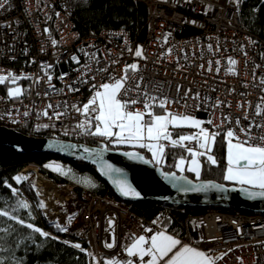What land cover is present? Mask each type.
Returning <instances> with one entry per match:
<instances>
[{
    "label": "built area",
    "instance_id": "1",
    "mask_svg": "<svg viewBox=\"0 0 264 264\" xmlns=\"http://www.w3.org/2000/svg\"><path fill=\"white\" fill-rule=\"evenodd\" d=\"M137 1L144 3L149 13L142 41L126 30L80 34L75 26L74 11L64 0H9V4L0 9V75L12 73L28 78H21L14 84L10 81L0 84V123L15 130L14 127L28 125L32 128L29 132L32 130L34 134L51 133L55 136L51 138L55 139L67 135L69 141L83 143L86 133L77 125L86 117L72 106L81 107L88 102L94 94L93 84L111 82L110 74L118 78L125 65L137 63L139 72L136 75H142L145 84L160 82L164 85V95L179 100L169 106L170 111L194 116L209 132L225 136L231 129L241 140L245 139L239 129L247 128L250 120L264 119L254 114L255 105L264 97V85L260 83L264 78V33H253L241 24L240 8L245 0L238 6L234 0ZM166 33L170 36L162 46ZM52 39L57 40L58 45L53 46ZM137 46L142 47L146 59L134 56ZM169 47L173 48L172 54L161 58ZM81 48L89 54L96 53V58L89 59L78 51ZM73 55L78 57L79 64L71 60ZM229 58L237 62L235 75L227 71ZM209 60L213 61L212 71L207 70ZM216 60L220 61L219 65ZM42 65H51L47 72L52 76L51 85L55 90L49 86ZM105 67L107 72L97 71ZM62 74L67 75L61 79ZM69 85L78 91H69ZM16 86L23 87L22 95L9 97L8 89ZM177 86H180L179 94ZM189 89L191 92L185 101L183 94ZM197 92L199 99L192 98ZM221 101L223 103H219ZM49 104L53 107L48 108ZM135 107L143 110L142 105ZM45 110L47 116L43 115ZM56 112L63 114L57 118ZM154 112L163 111L155 108ZM246 115L248 120L244 119ZM237 119L239 126L235 123ZM145 120L150 122V117L145 116ZM208 120L213 123L208 124ZM252 134L259 136L262 130L254 128ZM185 145L198 149L196 141ZM166 147L172 146L166 143ZM33 167L24 168L19 176L27 177L22 179L25 181L34 175L32 187L40 202L43 200L35 184L39 178L47 183V191L52 196L49 205L43 201V217L49 218L53 228L57 224L67 227L68 231L61 233L74 236L71 245L80 244L90 264H104L108 258L124 264L126 248L140 235L150 237L153 234L145 232L146 228L166 230L182 244L208 253L219 252V256L227 253L216 264H264V214L207 211L191 215L180 236L160 226L167 218L165 212L159 214L158 223L154 224L107 194L79 192L75 184L55 182L43 174L39 166ZM111 220L116 239L114 246L107 248L106 243H113L111 231H106ZM47 233L59 238L52 232ZM132 261L137 262L138 258Z\"/></svg>",
    "mask_w": 264,
    "mask_h": 264
},
{
    "label": "snow or ice",
    "instance_id": "2",
    "mask_svg": "<svg viewBox=\"0 0 264 264\" xmlns=\"http://www.w3.org/2000/svg\"><path fill=\"white\" fill-rule=\"evenodd\" d=\"M87 3V0H84ZM190 2V0H188ZM237 6L243 2V0H234ZM9 4V0H0V9L5 8V5ZM59 15V13H57ZM192 23H195L194 21ZM48 32V29H45ZM170 33H166L163 36L161 44H167L168 37ZM53 46L58 45V41L52 39ZM89 47H95L94 45H89ZM208 50L212 51V45L209 44ZM129 52L132 51L131 48L127 49ZM218 50V49H217ZM78 51L82 52L89 59H95L96 53L89 54L85 49L81 48ZM98 51V50H97ZM173 48L169 47L163 53L161 58H166L171 55ZM246 55V53H245ZM134 56L140 59H146L141 46H137ZM187 57L185 56V59ZM71 60L80 63L78 57L73 55ZM99 63V60H97ZM116 63V61H113ZM178 63V61H177ZM217 65L220 64L219 60H216ZM236 61L232 58L228 59L229 67L227 68L228 73L235 75V65ZM213 61L208 62V71H212ZM85 67H88L87 65ZM201 68L204 65L200 66ZM256 67H259L257 65ZM51 68V65H42L44 74L47 77L49 86L55 90L54 86L51 85L52 76L48 74L47 69ZM89 71H91L89 67ZM98 72H107L108 68L97 69ZM216 71L219 72L220 68L217 67ZM139 72V67L137 63L127 64L122 69V75L118 78L109 75V80L111 82H105L100 85H92L94 94L90 97L87 103L83 104L81 107L73 105L76 111L80 112L82 116L86 117L84 122L77 125L78 128L82 129L86 134L93 136H100L109 139L111 142L116 144H135L140 148H146L152 153V158L156 164L162 163L165 155V147L162 141L168 142L172 147L185 148L188 152L190 159L181 156L179 161L174 165L181 173L185 171V164L187 162V171L194 173L197 180H200L201 176V163L198 157L206 156L207 160L215 165L217 160L213 155H211L212 147L215 144L216 137L220 135L219 132H209L208 129L202 127V121L196 119L194 116L186 113L172 112L169 110V106L172 103H179V100H174L167 95H164L162 89L164 85L160 82L149 85L144 83V77L137 76ZM67 74H62L60 77ZM21 78L15 76L12 73L6 75H0V84H5L6 82L16 83L17 80ZM94 79V77H92ZM39 79H37V83ZM261 85H264V78L260 81ZM69 91H78L77 88H73L71 85L68 86ZM191 90H187L183 94V98L186 101L189 98V93ZM135 93V95H132ZM177 93H180V86H177ZM22 95V91L19 87L9 88V97H19ZM47 95V93H45ZM243 95V93H242ZM200 94L197 92L192 98L199 99ZM219 103H223L222 101ZM219 103L216 105L219 106ZM136 105H142L143 110L136 108ZM53 105L49 104L48 108H52ZM185 107L187 105L185 104ZM155 108H159L163 111V114H156L154 112ZM63 113L56 112L54 115L59 118ZM255 116L264 118V97H261V103L255 105ZM10 115V113H9ZM25 116L28 115L27 112L24 113ZM43 115L47 116V110L44 111ZM145 116L150 117V122L145 120ZM248 120V116L244 117ZM227 121L228 117H224ZM208 124H212V120L207 121ZM236 125H240V120L235 121ZM191 127L198 129V133L193 135H183L179 132L175 133L173 138V132L169 131V127L179 128V127ZM262 130V134L259 136L253 135V129ZM94 129V130H93ZM241 133H243L245 139L241 140L237 136L234 130L229 129L226 132V146H227V167L225 169L223 179L225 181L232 182L234 184L246 185L248 187L241 188L240 190L244 192L249 198L264 197V119L261 121L250 120L247 128H240ZM114 138V140H113ZM185 141L192 142L196 141L198 144V149H194L190 146L185 145ZM255 141H259L256 143ZM88 151V149H85ZM98 157L102 159L100 153H96ZM132 158H137V154L125 153ZM143 159L142 157H139ZM146 163L148 161H145ZM49 167V165H45ZM104 167L107 168L109 172H119L120 169L113 168L110 164H105ZM66 174V173H64ZM166 180L173 182L183 181L186 184H192V181L188 180L186 176H177L175 172L172 173H162ZM25 176H16L14 179L19 183L22 179H26ZM7 183V182H5ZM119 191L124 196L139 197L140 193L137 192L131 184L126 181H116ZM11 188L13 194L17 192V189L12 188L10 184L7 185ZM210 188L218 189L220 191H225L223 185L220 184H198L193 185L191 189L184 188V191H207ZM250 189H259L260 191H251ZM20 207L28 208L26 202H21ZM39 207L43 209L45 204L43 201L39 203ZM15 209H13V212ZM0 218H7L8 220L15 221L16 223L31 229L35 233H39L40 236L49 237L50 234L42 231L39 227H35L32 223L25 224V221L16 215L11 214L7 210L0 209ZM69 222H71L72 217L70 216ZM3 223V220H0ZM111 221L109 224L111 225ZM154 224L158 221H153ZM59 232H67V227H62L60 224L56 225ZM9 228L0 227V233H9ZM145 232L153 233L150 237L145 235H140L127 247V254L130 257H139L140 264H216L218 260L223 259L224 255L212 256L208 252L199 250L187 244H182L181 240L176 238L172 234H168L166 230L153 231L152 228H146ZM3 237L0 236V239ZM55 239V237H53ZM115 238L113 237V243H106L105 247L112 248L114 246ZM68 244V241H64ZM75 248L84 251L80 244L72 245ZM231 251V250H229ZM89 255H91L89 253ZM145 257L149 259L145 260ZM0 264H4L3 259L0 258ZM19 264V261L16 262ZM109 264H118V262L109 261ZM124 264H133V261L127 260Z\"/></svg>",
    "mask_w": 264,
    "mask_h": 264
},
{
    "label": "trees",
    "instance_id": "3",
    "mask_svg": "<svg viewBox=\"0 0 264 264\" xmlns=\"http://www.w3.org/2000/svg\"><path fill=\"white\" fill-rule=\"evenodd\" d=\"M74 11V22L76 29L82 35L90 32H100L102 30H126L129 31L135 39L142 41L147 31L148 9L147 6L137 0H64ZM240 22L249 31L263 35L264 33V0H245L240 8ZM0 125H2L0 123ZM26 135H36L45 138L55 137L36 132L34 134L30 126L25 125L23 128L14 127ZM94 130V129H93ZM190 128H176L173 135L193 133ZM63 135V134H61ZM62 140H68L67 135L56 137ZM114 140V138H113ZM83 143L91 146L104 145L108 149H123L126 151L138 150L150 159L151 153L146 148L139 146H130L126 143L116 144L109 139L85 135ZM225 137L218 135L212 149V154L217 160V164H211L205 156L200 157L201 176L200 180H212L219 183L231 185L223 179L225 169L227 167ZM181 156L190 158L185 148L166 147L165 155L162 163L155 165L160 166L166 172H177L184 174L191 179L197 180L191 172L181 173L174 166ZM50 162H60L70 168L67 177H60L53 172L47 170L45 165ZM39 166L43 174L49 179L58 182H71L78 187V191L87 190L94 194L109 195L113 199L126 204L129 209L141 216L146 221H156L161 212L167 213L160 226L167 229L170 233L183 235L186 219L195 214L207 211H226L233 213H242L234 209H224L219 207L209 209H191L181 208L177 206H167L151 202H123L119 200L109 185L97 175L92 165L86 164L82 160L69 162L54 154H20L11 148L0 146V209L7 210L11 214L18 216L25 221V224L32 223L35 227H39L42 231L52 232L59 238L53 239L40 236L39 233L33 232L25 226L7 218H0L3 223L0 227L9 228V233H0L3 238L0 239V258L4 264H90L87 255L73 247L70 242L75 241L73 235L63 234L56 228L49 226L45 221L40 201L36 197L32 184L34 175L32 174L28 180L16 182L14 177L26 167ZM7 182V183H5ZM12 188L17 189V194H13ZM21 202H26L28 208L20 207ZM13 209L15 211L13 212ZM64 241H68L65 244ZM110 259L104 264H109Z\"/></svg>",
    "mask_w": 264,
    "mask_h": 264
},
{
    "label": "water",
    "instance_id": "4",
    "mask_svg": "<svg viewBox=\"0 0 264 264\" xmlns=\"http://www.w3.org/2000/svg\"><path fill=\"white\" fill-rule=\"evenodd\" d=\"M0 146L11 148L20 154L46 153L54 154L69 162L82 160L95 168L99 178L106 182L116 197L123 202H151L191 209L219 207L234 209L247 214H264V197L249 198L240 190L247 186L238 187L212 180H194L177 172H175L177 176H186L188 180L192 181V184L166 180L162 174L166 171L155 165L152 160L147 159L145 154L138 150L108 149L104 145L91 146L62 139L28 136L3 125H0ZM85 149H88V151H85ZM96 153H100L102 159ZM125 153L137 154V158H132L125 155ZM105 164H110L113 168L120 169V171L109 172L104 167ZM121 180L131 184L140 193V196L122 195L116 184V181ZM201 183L220 184L226 190L220 191L214 188L207 191L182 190L184 188L191 189L193 185ZM250 190L260 191L259 189ZM44 219L49 226H52L51 221L45 215Z\"/></svg>",
    "mask_w": 264,
    "mask_h": 264
},
{
    "label": "rangeland",
    "instance_id": "5",
    "mask_svg": "<svg viewBox=\"0 0 264 264\" xmlns=\"http://www.w3.org/2000/svg\"><path fill=\"white\" fill-rule=\"evenodd\" d=\"M16 87H19L20 89H21V91L23 90V87L22 86H16ZM15 87V88H16ZM156 114H163V112H156ZM179 128H190V129H193L194 131H193V133H189V134H183V135H193V134H196V133H198V129H196V128H191V127H187V126H184V127H179ZM176 128H172V127H169V131H171V132H173L174 130H175ZM225 141H226V134H225ZM173 138H176L174 135H173ZM187 141H185V143H186ZM161 143H164L165 145H166V143H168V142H166V141H162ZM127 145H130V146H138V145H135V144H129V143H126ZM214 146V145H213ZM166 148V147H165ZM225 148H226V155H227V146H226V144H225ZM212 149H213V147H212ZM151 153V152H150ZM211 155H213L212 154V152H211ZM214 156V155H213ZM206 157V156H205ZM215 157V156H214ZM150 158H151V160L153 161V162H155L154 160H153V158H152V153H151V156H150ZM187 159V158H186ZM190 159V158H189ZM216 159V158H215ZM198 160L200 161V157H198ZM179 161V160H178ZM177 161V162H178ZM226 161H227V159H226ZM156 163V162H155ZM201 163V162H200ZM47 165H49V167H45L47 170H49V171H51V172H53L55 175H57V176H60V177H67L68 176V174L70 173V168L68 167V166H65V165H63V164H61L60 162H50V163H48ZM30 167H32V168H34L33 166H30ZM187 167H188V164H187V162H186V164H185V171L183 172V173H185V172H188L186 169H187ZM176 170L177 171H179L177 168H176ZM180 172V171H179ZM64 173H66V174H64ZM194 174V173H193ZM195 175V174H194ZM19 176V175H18ZM228 183H230L231 185H234V186H238V187H240V186H246V185H239V184H234V183H232V182H229V181H227ZM248 187V186H247ZM15 194H17V192L15 193ZM111 225L109 224V222L107 223V226H106V231H108V230H110L111 231V235H112V239H113V237L116 239V229H115V226H114V221H112L111 220ZM210 255H212V256H214V257H216V256H219V252H215V253H209Z\"/></svg>",
    "mask_w": 264,
    "mask_h": 264
},
{
    "label": "bare ground",
    "instance_id": "6",
    "mask_svg": "<svg viewBox=\"0 0 264 264\" xmlns=\"http://www.w3.org/2000/svg\"><path fill=\"white\" fill-rule=\"evenodd\" d=\"M35 189L37 190L39 197L47 204H50V198L52 196V193L47 191L49 189L46 182H44L43 178L38 179L37 183L35 184Z\"/></svg>",
    "mask_w": 264,
    "mask_h": 264
},
{
    "label": "crops",
    "instance_id": "7",
    "mask_svg": "<svg viewBox=\"0 0 264 264\" xmlns=\"http://www.w3.org/2000/svg\"><path fill=\"white\" fill-rule=\"evenodd\" d=\"M164 1H168V0H164ZM131 246V244L128 246V247H130ZM126 252H127V248H126ZM133 258L134 257H130V256H128V254H127V260H133ZM136 258H138V261L137 262H133V264H140V261H139V257H136ZM145 260H147V259H149V257H145L144 258ZM161 264H163V262H161Z\"/></svg>",
    "mask_w": 264,
    "mask_h": 264
}]
</instances>
